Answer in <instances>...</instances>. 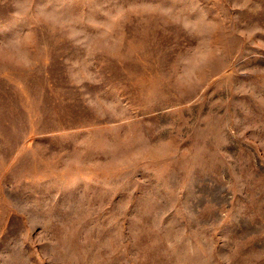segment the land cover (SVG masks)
<instances>
[{
  "label": "rangeland",
  "instance_id": "rangeland-1",
  "mask_svg": "<svg viewBox=\"0 0 264 264\" xmlns=\"http://www.w3.org/2000/svg\"><path fill=\"white\" fill-rule=\"evenodd\" d=\"M0 264H264V0H0Z\"/></svg>",
  "mask_w": 264,
  "mask_h": 264
}]
</instances>
